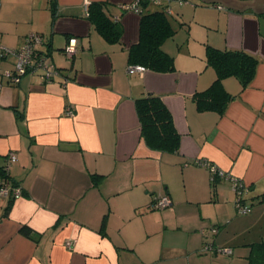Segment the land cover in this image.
Wrapping results in <instances>:
<instances>
[{
	"label": "crops",
	"instance_id": "crops-1",
	"mask_svg": "<svg viewBox=\"0 0 264 264\" xmlns=\"http://www.w3.org/2000/svg\"><path fill=\"white\" fill-rule=\"evenodd\" d=\"M85 1L119 15L120 41L99 35ZM130 1L56 0L52 12L48 0H0V44L16 49L29 31L41 33L39 50L60 70L52 81L0 76V167L22 190L11 203L0 196V264H249L233 239L264 221L262 211L237 215L231 180L195 161L238 178L245 201L264 206V0H172L179 27L162 46L175 63L166 73L127 70L140 20L119 9ZM68 37L78 40L70 59L62 53ZM207 45L258 60L244 89L235 77L223 80L234 97L222 114L200 112L192 99L215 77ZM14 62L0 55V74ZM145 94L161 96L171 112L176 151L151 149L141 137L135 99ZM163 194L170 206L153 210ZM67 238L76 240L71 248Z\"/></svg>",
	"mask_w": 264,
	"mask_h": 264
},
{
	"label": "trees",
	"instance_id": "trees-1",
	"mask_svg": "<svg viewBox=\"0 0 264 264\" xmlns=\"http://www.w3.org/2000/svg\"><path fill=\"white\" fill-rule=\"evenodd\" d=\"M172 0H158L156 4L141 2L138 41L132 44L127 53L128 66L141 65L145 69L166 73L175 70L174 58L163 49V43L175 34L172 22L173 12L168 13ZM49 8L55 12L56 0H48ZM152 5L153 8L150 6ZM104 2H90L87 14L84 16L93 24L99 35L109 43L120 41L122 27L113 14L105 10ZM122 12L124 10L120 9ZM119 18V15H118ZM257 58L241 49H220L210 45L206 46V64L215 71V77L210 85L192 95L196 109L214 111L222 114L234 95L224 87L223 80L235 77L244 89L252 80ZM135 110L140 124V134L145 144L158 151H176L179 147L180 134L176 130L171 112L161 99L155 94H145L135 99ZM8 173L5 167H0V179L12 187H19L16 183L8 182ZM20 188V187H19ZM21 190V188H20ZM22 194V190H21ZM247 194V193H246ZM245 194V195H246ZM11 201L17 199L13 196L5 197ZM245 200V198L243 197ZM245 202V201H244ZM254 202H251L253 205ZM20 232L30 236L31 228L24 225ZM249 264H264V241L251 244L247 256Z\"/></svg>",
	"mask_w": 264,
	"mask_h": 264
},
{
	"label": "built area",
	"instance_id": "built-area-1",
	"mask_svg": "<svg viewBox=\"0 0 264 264\" xmlns=\"http://www.w3.org/2000/svg\"><path fill=\"white\" fill-rule=\"evenodd\" d=\"M145 0H131L128 3L120 4L119 9L124 11H131L136 14L140 12L141 2ZM152 4H156L158 0H148ZM88 1L83 4L84 12L87 14ZM217 8L223 9V6L217 5ZM168 13L172 14V10L169 9ZM115 20L118 19V15H114ZM76 37H68L66 44L62 49V53L68 59L72 58L78 50V42ZM43 44V35L38 32L29 31L25 36L23 43L16 49H11L0 44V55L5 56L7 54H13L15 57V62L13 68L3 71L0 76L6 77L11 83H18L22 76L26 74L38 73V75L45 81H52L55 77L60 75V70L55 66V64L50 60L47 53L39 50V46ZM127 70L130 73L133 72H144L146 69L141 65H129ZM67 81V79H66ZM67 114H71L70 107L66 109ZM8 162H13L16 160V155L14 152L8 153ZM195 164L203 165L207 169L209 168L212 173V178L214 175L230 179L232 182V188L235 192V207L239 213H246L249 210V206L245 205V200L243 197L247 193L248 189L245 187L243 182L238 178L232 177L222 171L216 170L215 167L207 162L197 160ZM7 169V166L5 167ZM0 196L8 197L13 196L14 198H19L21 196V190L19 187L10 186L6 180L0 179ZM171 201L168 195L163 194L157 196L152 202V208L154 209H164L170 206ZM213 232L216 229H212ZM76 240L74 238H67L64 241V246L71 248ZM209 245L203 247V250H207ZM217 253L221 254H231L232 250L229 247H218L215 249Z\"/></svg>",
	"mask_w": 264,
	"mask_h": 264
},
{
	"label": "rangeland",
	"instance_id": "rangeland-1",
	"mask_svg": "<svg viewBox=\"0 0 264 264\" xmlns=\"http://www.w3.org/2000/svg\"><path fill=\"white\" fill-rule=\"evenodd\" d=\"M175 25H176V28L179 27L177 22L175 23ZM233 205H234V209L236 210L237 215H240V216L248 215L249 216L251 214V211L253 210V212L262 211V214L264 217V210H263L264 206H263V204H262V206L259 205L260 207H258V205H251V202L245 201V205L250 207L246 213H239L237 211V209L235 207V198L233 201ZM153 210H162V209H154L153 208ZM252 215H253V217H251L252 220L253 219L260 220L261 219V217L254 216V214H252ZM245 217H247V216H245ZM233 240L236 241V244H234L235 247H233V248L238 250L237 253L241 252V250H243L242 254H244V255L249 253L251 244L253 242H258L260 240L264 241V221H261V222L257 223L256 225H253L249 230L241 229L240 231H238L236 233ZM208 243H211V241L208 240ZM218 247H227V246L217 245L214 248L216 249ZM229 248H231V247H229ZM208 253L213 254V251L210 250V251H208Z\"/></svg>",
	"mask_w": 264,
	"mask_h": 264
}]
</instances>
